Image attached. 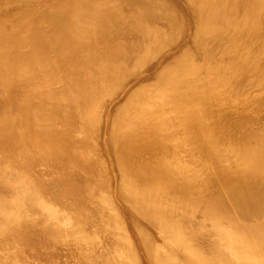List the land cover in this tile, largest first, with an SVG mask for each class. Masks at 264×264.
I'll use <instances>...</instances> for the list:
<instances>
[{
    "label": "bare ground",
    "instance_id": "1",
    "mask_svg": "<svg viewBox=\"0 0 264 264\" xmlns=\"http://www.w3.org/2000/svg\"><path fill=\"white\" fill-rule=\"evenodd\" d=\"M2 1L1 16L5 11L11 12L9 7L12 5L9 4L17 3L13 15L18 17L12 15L13 23H19L15 21L19 17H28L23 20L29 25L30 19L32 27L27 28L25 24L22 27L27 30H24L20 28L21 22L15 24L26 31L20 34L18 28L9 26L20 33L11 30L9 24L5 25L6 20L0 16V250L3 249L0 252L4 253L0 254V264H10L9 254L12 260L16 256L18 260L24 258L21 263L25 260L24 264H30L35 260L33 256L40 258L49 254L52 248L51 254L45 255L46 258L41 256L35 262L49 258L52 264L64 261L66 264V260L60 262L61 258L71 255L77 264H264V122L260 121L263 126H259L260 122L258 124L253 116L250 117L257 127L249 124L251 121L246 118L244 122L242 118L241 122H234V117L222 124L224 126L218 123L222 126L219 127L216 115V122L212 119L216 124L206 122L209 117L205 118L204 110L210 109L209 102L208 105L204 103L208 108L201 104L206 98V101L213 100V94H208L210 98L207 96V89L213 92L217 85L213 83L222 80L220 75L216 77L222 69L223 76L224 69H228V74L241 69L239 75L236 73L238 78L244 74L246 64L243 63L248 62L250 53L246 56L247 61L245 57V62L240 59L243 63L238 57L235 58L238 62L232 59L238 54H234V51L238 52L234 48L242 42L235 40L237 44H234L233 40L231 44L235 47L230 45L233 48L229 47L228 52L222 50L234 54L227 56L232 62L222 56L221 59L229 62L227 64L215 59L220 50L215 53L218 45L215 44V48L211 45L217 37H222L221 43L231 40L229 34L223 41L232 29L222 33L224 36L221 32L227 25L232 28L237 24L232 22L237 19L233 14L238 12L234 10L241 0ZM244 1V5L250 4L249 10L242 3L239 6L246 8V12H241L249 19L241 15L246 20H242L244 24L239 27L248 32V23H252L248 21L255 15L259 18L262 11L264 13V0ZM165 2L172 6L171 10ZM228 3L232 5L228 6ZM15 4L12 8L17 6ZM178 11L183 17V25L180 29V22L173 26H178L176 33L177 28L173 29L172 23L179 21ZM18 12H25L26 16L24 13L20 16ZM204 12L210 13V23L203 24L206 20L202 21ZM228 12L232 15H225ZM262 15L259 19L263 22ZM229 16H234L231 17L233 20ZM41 22L46 23L45 27ZM239 24L233 30H242L238 28ZM260 24H250V27H260ZM168 28L174 32L170 34ZM261 29L260 32L253 31V35L261 33ZM241 32L238 33L243 37ZM172 33H176V37ZM236 36L239 35H234L238 39ZM211 37L215 39L211 41ZM221 43L220 49L224 44ZM254 44L256 51L263 43ZM244 45L241 47L245 48ZM252 46L249 44L248 47ZM193 49L202 56L204 54L206 65L195 63L200 55L197 53L195 58ZM254 63H250L253 73L257 66L261 68L259 62L258 65ZM248 66L244 71H248L247 74L250 73L246 70ZM212 74L218 79L216 82ZM228 76L224 77L226 82H221L233 83L227 91L226 86L222 87L221 91L225 89L222 97L236 82L235 74L234 78ZM255 76L250 77L254 79ZM261 76L257 77L261 79ZM208 77L214 82L206 81ZM249 79H238L236 84L241 80L247 81L246 84ZM209 84L210 87L214 85L213 89ZM262 87L260 91L264 90ZM244 89L245 92L248 90ZM230 91L231 97L233 92ZM234 93L236 95V91ZM218 97V103L222 101L223 104L225 98ZM195 98L199 101L193 103ZM198 103L203 113L201 109L198 111L195 105ZM220 103H216L219 108ZM169 106L175 111L171 113ZM191 106L193 109L196 106L198 115L192 109L195 116H191L192 112L188 111ZM230 106L229 103V109ZM228 108L232 114L233 110ZM214 110L213 113L220 111ZM173 111L179 114L176 112L172 117ZM223 114L220 116L224 117ZM174 121L179 125L174 126ZM178 133L184 134V145ZM176 138H181L180 144L184 146L181 151L177 149ZM35 155H42L43 160L40 157L38 160ZM32 161L37 164L40 161L41 165L50 161V166L38 168L40 164L35 165ZM22 168L30 173H27L28 180L25 177L23 181L21 177L19 182L15 176ZM37 192H43L47 201L40 196L37 199ZM46 193L52 194L53 199ZM41 233L44 236L52 234L48 239L43 236L46 248L42 242L38 244L42 252L35 245L39 240L34 239L35 236L43 241L39 238ZM67 234L71 236L67 237ZM11 235L17 237L14 240L16 244L19 241L18 245L24 240L34 243L33 255H24L32 248L22 244L24 251L20 249L22 246H15L21 252L12 248L18 252L12 256L14 252L10 248L14 245L11 243L15 242ZM60 237L62 241H56ZM50 238L56 245L57 242L62 245L64 241L62 251L57 250L59 244L55 246L57 248L55 244L51 245ZM20 239L23 240L21 243ZM4 240L8 241V246ZM6 249L12 252L7 255ZM35 249L41 254H34ZM14 260L12 264L16 263ZM70 262L67 264L75 263Z\"/></svg>",
    "mask_w": 264,
    "mask_h": 264
},
{
    "label": "rangeland",
    "instance_id": "2",
    "mask_svg": "<svg viewBox=\"0 0 264 264\" xmlns=\"http://www.w3.org/2000/svg\"><path fill=\"white\" fill-rule=\"evenodd\" d=\"M239 1H240V0H239ZM243 1H244V0H241L240 3H238L237 5L239 6ZM0 2L2 3L3 1L0 0ZM167 3H168V2H167ZM167 3L165 2V4H166L167 6L169 5V10H171V9H172V6H171L170 4H167ZM245 3H246V1H244V4H245ZM14 4H15V3H14ZM14 4H9V6H11V5L14 6ZM16 4H17V3H16ZM16 4H15V5H16ZM230 4H231V3H230ZM244 4L242 3V5H244ZM231 5H232V4H231ZM231 5H229V3H228V6H231ZM237 5H236V6H237ZM242 5H241V6H242ZM12 6H11V8L9 7V9H10L11 12H6V11H5V12H3V16H4V17L1 16V15H0V16H1L2 18H4V20H6V21H5V25H8V24H9L8 27L11 26V27H14V28H16V29L18 28V30H19L20 32H22V33H20L19 31H17L16 29L14 30L13 28L9 27L11 30L17 31V32H19L20 34H25L26 31H24V30H27V29H25V27H27V28H28V26H29V27H32V25L30 24L31 20H30V19H29L30 21L28 20L29 25H27V24H26L27 21H24V20H27L26 18H28V17H26V18L19 17V18L16 19L15 21H16V22H19V23L21 22V23H20V24H19V23H13V19L11 18L12 15H13V12H14L13 9H17V8H18V4H17V6H15V8H12ZM170 6H171V7H170ZM238 6L236 7V10H234V12H235V11H238V12L233 14V15H235V18H236V16H237V19H234V20H233V19H231L232 16H231V17L229 16V17H230V20H233L232 22L235 21V23H237V24H239L242 20H244V19L246 20V18H248V16L245 15L244 12H241V11H245V12H246V8H247V7H248V9H247V11H248V10H249V6H250V4H249V6H247V4L244 5V7L246 6V8L243 7L245 10H244L243 8H240V6H239V8H238ZM228 8H229V7H228ZM228 8H227V9H228ZM230 8H231V7H230ZM230 8H229V9H230ZM9 9H8V11H9ZM237 9H238V10H237ZM239 9H240V11H239ZM230 10H231V9H230ZM16 11H17V10H15V13L17 14ZM231 12H233V11H231ZM231 12H228L229 14H225V13H224V14H225V15H230ZM1 13H2V12H1ZM15 13H14V14H15ZM22 13H24L23 16L25 17V16H26V15H25L26 13H25V12H22ZM22 13H21V12H18V15L20 14V16H21ZM171 13H172V12H171ZM177 13H178V14H177ZM177 13H175V14H177V18L179 17V18H178L179 21L177 22V24H175V23H174L175 21H174V22L172 23V27H173L174 25H175V26L178 25L179 22H180V24L183 22V21H182V20H183V19H182L183 17L181 16L180 12L178 11ZM204 13H205V15H204L202 21H203L205 18H206V20H205V22L203 21V24H204V23H210V22H211V18H210V16H208V15H210V13H209V14H208V12H204ZM226 13H227V12H226ZM238 13H240V15H239ZM242 13H243V14H242ZM247 13H248V12H247ZM247 13H246V14H247ZM262 13H263V11H262ZM262 13L260 14V17H259V18H261ZM166 14H167V13H166ZM168 14H169V13H168ZM206 14H207V15H206ZM231 15H232V14H231ZM241 15H242V16H246V18H245V17H241ZM13 16L18 17L17 15H13ZM169 16H171V14H169ZM238 16H239V17H238ZM263 16H264V13H263V15H262V20H263V22L261 21V19L258 18V15H257V17H256V15L253 16V18H254V17H255V18H258V19L260 20V23H261V24L258 22V19L255 20V18H254V19L251 18V20H249V21L247 20L248 22H251V21H252V23H250V24H252V26H254V25H256V24H260V27H258V25H257L256 28H255V27L251 28L252 26L248 23L249 26H247L248 28L246 27L247 29H249L248 32H247L245 29L240 28V27L243 26V24H244L243 21L238 25V28L242 29L243 31H242V30H240V31H239V30H238V31H237V30H233V29L235 28L234 26L237 27V24H236V25L234 24V26H233V24H232V26H233L232 28H230V26L227 25L226 28H225V29H227V30L222 29L223 32H221V34H222V33H225V34H226L228 31H230V30L232 29L230 32H228V33L225 35V38L223 37V38H224L223 41H225V40H227V39H226V36L230 34V35H231V36H230L231 40H230V41L228 40L229 42H228V41H225V42L222 41V42L224 43V44H223V43H221L220 38H222V37H220V36H221V35H220V36H219V37H220L219 39H217V38H218V37H217V38H216V41L213 40V41H215V43H214V42H212V43L210 42L211 45H213V46H212L213 48H215V46H214L215 44L218 45V47L216 46V48H215L216 50L214 49V52H215V53L218 52L219 50L221 51V52H220V51L218 52V53H219L218 57H220V55H221L220 58L216 57V55H217L218 53L215 54V57H216L215 59H218V60H219V61H218V60H216V61H218V62H222V60H223V59H221L222 56H223V57L226 56V58H227V56L229 57L231 54H233V53H227V54H226V53H224V52H226V51L228 52V50H229L230 48H233V47H230V45H232V46L235 47L236 45H233V43H234V44H235V43L237 44L236 41H239V43L242 42V43H240V44H242V45H244V44L246 43V44L244 45L245 48H242V47H241L242 45H239V44H238V45L242 48V50H245V52H247V53H246V54H245V52L243 53L242 50H241V51H242V52H241L240 49H239L240 47H238V45H237V46L234 48V50L236 49L238 52H235V51H234V54H236V53H238V54L243 53V55L241 54L243 57L240 56V55L237 56L238 54H236L235 56H234V54H233L231 57L234 56V58H232V59H234L235 62H238V59H239V60L242 59V60L244 61V57H245V59H246V56L248 55V53L252 54V53L255 51L254 49H256V48L254 47V49H253V46H252V45L256 46V44H254V42H257V45H258V43H259V44H262V43H263V44L261 45V47H259L260 45L257 46L258 49L255 51V54H257V55L252 54L251 56H249V55H250V54H249V55L247 56L248 62H245V61H244L245 63H243L242 60H240V62L243 63L244 65L246 64L247 66L250 65L251 62H252V64H253L254 62H255L254 64H256V63L259 62V63H260V66H259V67H261V68L263 67V68H264V65H263L264 62L262 63V57L264 58V56H262V54L264 53V50H263V49H264V47H263V46H264V41H263V40H262L263 42H262V41H259V42H258V41H255V39H258V40H260V39H262V38L264 39V37H263V36H264V35H263V34H264V31H263V30H264V24H263V23H264V19H263L264 17H263ZM16 17H15V18H16ZM208 17H209V18H208ZM240 17H241V18H240ZM13 18H14V17H13ZM15 18H14V19H15ZM207 18H208V21H207ZM232 18H234V16H233ZM11 19H12V20H11ZM20 19H22V21H21ZM23 19H24V20H23ZM225 19H226V18H225ZM228 19H229V18H228ZM238 19H241V20H239V22H236ZM248 19H249V18H248ZM18 20H19V21H18ZM180 20H181V21H180ZM230 20H229V21H230ZM11 21H12L13 24H12V23H11V24H10V23H7V22H11ZM202 21H201V22H202ZM24 22H25V23H24ZM232 22H231V23H232ZM244 22H245V21H244ZM255 22H256V24H254ZM242 23H243V24H242ZM15 24H19V25H21V27H20V26H19V27H20V28H24V30H21V29L18 27V25L16 26ZM25 24H26V25H25ZM45 24H46V23H45ZM45 24H42V22H41V25H43L44 27H45ZM180 24H179V27L177 26L179 29L182 27L183 23H182L181 25H180ZM241 24H242V25H241ZM253 24H254V25H253ZM262 24H263V26H262L263 29H261V25H262ZM24 25H25V27H22V26H24ZM47 25L49 26V24H47ZM240 25H241V26H240ZM239 26H240V27H239ZM250 26H251V27H250ZM172 27H171V28H172ZM177 27H175V28L173 27V29H176ZM46 28H49V27L46 26ZM178 28L176 29V33H177V30H179ZM213 28H214V26H212V29H213ZM254 28H255V29H254ZM169 29H170V28H168V31H170V34H171V32H174V31H171V30H173V29H170V30H169ZM228 29H230V30H228ZM236 29H237V28H236ZM251 29H253V30L251 31ZM259 29H261V33H259V32H260ZM256 30L259 31V32H255L256 35H253V34H254L253 31H256ZM23 31H24V33H23ZM213 31H214V30H213ZM226 31H227V32H226ZM234 31H237V32H236L237 34H235ZM241 31L243 32V34H241V35H243V37H242V36L240 37V33H238V32H241ZM244 31H245L246 33H244ZM262 31H263V33H262ZM215 32H216V31H215ZM242 32H241V33H242ZM250 32H251V33H250ZM176 33H175V34L172 33V36L177 35ZM249 33H250V35H249ZM257 33H258V35L260 34V36H261V34H262V37L259 38L258 35H257ZM244 34H245V35H244ZM234 35H239V36H236V38H238V37H239V38H242V39H244V41H243L242 39L239 40V38H238V39H235V38H234ZM248 35H249V37H248ZM222 36H224V35L222 34ZM245 36H246V37H245ZM254 36H255V38H252V37H254ZM174 37H176V36H174ZM227 37H229V36H227ZM257 37H258V38H257ZM212 38H213V37H211V41H212ZM246 38H248L249 41H248V40L246 41ZM249 38H251V39H253V40H251V39H249ZM213 39H215V38H213ZM228 39H229V38H228ZM218 40H220V41H218ZM233 40H234V42L231 44V42H232ZM235 40H236V41H235ZM217 41H218V42H217ZM245 41H246V42H245ZM250 41H251V42H250ZM252 41H253V42H252ZM219 42L221 43V45L223 44V45H226V46H224V48H223V45H222V46H221L222 49H220V47H219V46H220V45H219ZM247 42H248V43H247ZM260 42H262V43H260ZM213 43H214V44H213ZM229 43H230V44H229ZM243 43H244V44H243ZM251 43H252V44H251ZM227 44H228V47H227ZM249 44H250V46H252V48H251V47H248ZM247 45H248V46H247ZM244 46H243V47H244ZM246 46L250 49L249 52H248V49H246V48H247ZM226 47H227L228 49H226ZM229 47H230V48H229ZM237 47H238V48H237ZM262 47H263V49H262ZM224 49H225V50H224ZM259 49H260V51H259ZM261 49L263 50L262 53H261V51H262ZM222 50H223L224 52H222ZM193 51H194V54H195V55L193 54L194 57H195V56H198L199 52H195V51H197V50H195V49H193ZM257 51H258V52H257ZM240 52H241V53H240ZM192 53H193V52H192ZM197 53H198V54H197ZM220 53H223L224 55H223V54H220ZM259 53H261V55H260ZM225 54H226V55H225ZM228 54H229V55H228ZM199 55H200V54H199ZM263 55H264V54H263ZM199 57L201 58V59L198 58L199 60H198V59H197V60L195 59V58H197V57L194 58V59H195V63L206 65L205 62H206L207 59H206V58H203V57H205L204 54H203V56H202V53H201V55H200ZM236 57H238L237 60H235ZM250 57H251V60H250ZM256 57H257V59H256ZM220 59H221V60H220ZM230 59H231V58H230ZM230 59L227 58V59H225V60H228V61L230 62ZM232 59H231V62L233 61ZM247 59H246V61H247ZM252 59H254V60L256 59V60L254 61V60H252ZM258 59H259L260 61H259ZM263 60H264V59H263ZM223 61H224V60H223ZM228 61H224V63L226 62L225 64H227V63H229ZM256 61H257V62H256ZM240 62H239V63H240ZM215 63H216V62H215ZM241 63H240V64H241ZM248 63H249V64H248ZM261 63H262V64H261ZM252 64H251L250 66H248V68L246 69V70H248V69L250 70V73H249V74L246 73V72H248V71L244 72V71H245V68H246V67H245L246 65L244 66V69H243V70H244V71H243L244 74L241 72V73L243 74L244 77L247 76V77H245V78H248V77H250V76L254 77V76L256 75L254 79H253L252 77H250L251 79L248 78L249 81L251 80V82L248 81V83H246V84H248V85L250 84L249 87H248V85L245 84V82H247V81H244V83L242 82L243 79H244V80H248V79L243 78L242 75H240V76H242V77H240V78H238L239 76H238V77L236 76V75H237L236 73H238V75L240 74V71H242L241 69H238V68H237V70H239V71H237L236 73H234L235 76L237 77V78L235 79L236 82H237L238 79H239V81H240V79L242 78L241 82L243 83V84H242V83L240 82V83H241V84H240L239 81H238V83H239L240 85H242V87H239V84L237 83V84H238V86H237L236 82H234L235 85L233 84V87H232V88H229L233 93L236 91V95H237V97H236L235 93H234V94L231 93V97H230V94L228 93L230 90H228L227 93L225 92L226 95L223 94V96L225 95L226 97H225V96L222 97V94H221V93H223V91L225 90V89H224L225 86L227 87V88H226V91H227L228 87L233 83L232 81H230V79L232 80V79L235 77L234 74H232V73L235 72V71H233V72L230 71L231 73L228 74V73H229L228 69H224V70H226V72L224 71L225 74H227V75H229V76H232V75H233V76H232L233 78H231V77H230V79L227 78V79H229V80H227V81H228V82L230 81V82H229V85H227L226 83H222V82H221V81H225V82H226V79L224 80V77H225V78L227 77V75L225 76V74H224V76H223V73H222V70H223V69H222L220 72H218V73H220V74H218V73L216 74V77H217V75H218V76L220 75V76H219V77H220L219 79H222V80H218V79H217L218 82L220 81V83L217 82V83H213V84H214V85H215V84H217V85L220 84L221 86H219V87H215V86H217V85L214 86V85L212 84V86H214V89H213L212 86H211L212 88L210 87L211 84H209V87H210L211 89H213V92H212V91H209V90L207 89V91L209 92V93H207V96H208V94H209V96H210L211 94H213L212 97H213L214 103H213V100H211L212 105L210 104V103H211L210 100H209V101H206V100H208V98H206V96H205L206 93H205V95H204V98H206L205 101H203L204 99H203V100L201 99V100L203 101V103H201V102H200V103H201V104H204V103L209 102V107H210V109H209L205 104H204L205 106H204L203 108H208V110H211V111H212V109H213V110H214V109H215V110L220 109V111L218 110L220 113L217 112V111H215V110H214L215 113H213V111H212V112H208L207 109H206L207 112L204 110V114L207 115L205 118L209 117V120L206 119V120H207L206 122H208V121L212 122L213 120L215 121V118H218V120L221 121V122H218V120L216 119V120H217V124L215 123L216 121H215V122L213 121L212 123H215L216 125H218V123H221V125H222V124L225 125V124H226L225 122L228 123V122H229V119H230V121H231V120H233L234 117H235L234 120H233L234 122H236V121L238 122V120L240 121L241 118H242V120H243V121H242V120H241V121L244 122V119H245V118H246L248 121H251V118H250V117H252V116H253L252 118H254V120L257 121L258 124H259V122L262 121V120H263L262 122H264V119H260V120H258V118H260V117L264 118V114H263V116H261L262 113H264V112H263L264 109L262 110V109L259 108V107L264 108V107H262V106H264V93H263L264 90L260 91L261 87L264 85V83H263L264 73L261 72V71H262L261 68H257L258 66H257L256 68L253 67V68H255V71H254V73H253V69H251L252 66H253ZM211 65L214 66V62H212ZM256 65H258V64H256ZM256 65H255V66H256ZM205 67H206V66H205ZM208 68H209V67H208ZM241 68H242V67H241ZM263 68H262V69H263ZM205 69H206V68H205ZM256 69H259L260 72L257 73L256 71H258V70H256ZM251 70H252V71H251ZM263 70H264V69H263ZM227 71H228V72H227ZM221 73H222V74H221ZM261 73L263 74V76H261ZM213 74H215V73H213ZM213 74L211 75V77H214V81H215L216 79H215V76H213ZM253 74H255V75H253ZM204 75H205V74H204ZM259 75L262 77L261 79L258 78ZM229 76H228V77H229ZM257 76H258V77H257ZM257 78H258V79H257ZM22 79H23V78H22ZM211 79H212V80H209V77H208L206 81H209V82L212 83L213 78H211ZM259 79L261 80V82H262L263 84H261V82L259 81ZM20 80H21V78H20ZM217 80H216V81H217ZM235 80H233V81H235ZM257 80H258V82H257ZM206 81H205V84H207ZM214 81H213V82H214ZM216 81H215V82H216ZM255 81H256L257 84L254 83ZM209 82H208V83H209ZM228 82H227V83H228ZM231 82H232V83H231ZM252 82H253V83H252ZM221 83H222V84H221ZM200 84H201V83H200ZM252 84H256V85H255V86H254V85L251 86ZM259 84H260V85H259ZM261 85H262V86H261ZM231 86H232V85H231ZM234 86H235V87L237 86V88L239 87V89H241V90H240L241 92H239V89L236 90L237 88L235 89V91H233L234 88H235ZM243 86H244V87H243ZM256 86H257V87H256ZM209 87H207V88H209ZM222 87H224V88H223V91H221ZM210 88H209V89H210ZM215 88H216V90H215ZM218 88H220L219 91H221V92L218 91ZM244 88H247L248 90L245 92L246 89H244ZM251 88H252V90H250ZM257 88H258V89H257ZM263 88H264V86L262 87V89H263ZM253 89L257 91L258 96H257L256 93H255V95H254V92H255V91H253ZM214 90L216 91V93L218 92V95H216V93H215ZM243 90H244V91H243ZM207 91H206V92H207ZM231 91H230V92H231ZM237 91H238V92H237ZM242 91H243V92H242ZM248 91H251V92H248ZM252 91H253V92H252ZM259 91H260L262 94H261ZM210 92H212V93H210ZM214 93H215V94H214ZM240 93H241V94H240ZM242 93H243V95H242ZM244 93H245V94H244ZM219 94L221 95V98H222V99L225 98V100H226V99L228 100V101H227V100H226V101L223 100V102H224L223 104H224V105L222 104V101H221V103L219 102L220 105H222V106H220L221 108L218 107L217 104H219V103H218V101H217V99H216L217 96L220 97ZM238 94H240V95H238ZM247 94H248V95H247ZM252 94L255 96V98L253 97ZM260 94H261V95H260ZM215 95H216V96H215ZM232 95H233V96H232ZM246 95H247V97L249 98V100L247 99ZM249 95H250V96H249ZM251 95H252V97H251ZM209 96H208V97H209ZM228 96H229V97H228ZM243 96H245V97H243ZM262 96H263V98H262ZM3 97H4V96H3ZM212 97H211V99H212ZM219 97H218V98H219ZM232 97H233L234 99H233ZM242 97H243V98H242ZM250 97H251V100H252V99L255 100L256 98H257V99L255 100V102H254L253 100H252V102H251ZM209 98H210V97H209ZM221 98H219V99H221ZM237 98H238V99H237ZM239 98H240V99H239ZM261 98H262V99H261ZM196 99H197V98H195V100L192 101V102H193V103H196V102L199 101V100L196 101ZM222 99H221V100H222ZM229 99L232 101V103H231V101L229 102ZM235 99H236V100H235ZM241 99L243 100V101H242L243 103L245 102V103H244L245 105H244L243 107H241V106L243 105L242 102H241ZM258 99H260V100H258ZM215 100H216V103H217V104L215 103ZM233 100H234L236 103H235ZM239 100H240V102H239ZM261 100H262V102H261ZM195 101H196V102H195ZM246 101H249L251 104L248 102V103H249V106H248V103H247ZM192 102H191V104H192ZM228 102L231 104L230 109L228 108V106H229V103H228ZM238 102H239L240 104H239ZM256 102H258V103H256ZM225 103H226V104H225ZM253 103H255V104H253ZM191 104H189V105H191ZM198 104H199V103H198ZM198 104H195V105H197V107H198V111H200V109H201V111H202V113H203V110H202V108H201V107H202L201 104H199L200 107L198 106ZM214 104L217 105V106H215ZM227 104H228V106H227ZM238 104H239V106H238ZM193 105H194V104H192V106H193ZM207 105H208V103H207ZM213 105H214V106H213ZM225 105H226L227 107H225ZM232 105H233V106H232ZM235 105H236V106H235ZM251 105H253V106L250 107ZM254 105H255V106H254ZM259 105H260V106H259ZM171 106H172V105H171ZM171 106H169V109H171ZM174 106H175V105H174ZM192 106H191V109L189 108L190 110L188 109V111L192 112V113L189 112L190 114H192L191 116H195V115H193V110L195 109L194 113L196 114L197 109H196V106H195L194 109H193L194 106H193V107H192ZM223 106H224L226 109L223 108ZM245 106H246L248 109H247ZM175 107H176V106H175ZM175 107H174V109H175V110H178L177 107H176V108H175ZM189 107H190V106H189ZM235 107H236V108H235ZM238 107H239V108H238ZM240 107H241V108H240ZM253 107L255 108V111H254V108H253ZM227 108H228L229 110H233V111H232V114H231V111L229 112V111L227 110ZM231 108H232V109H231ZM234 108H235L236 110H235ZM242 108H243V109L245 108L244 110H246V113H247V114L245 113L244 110H242ZM250 108H251V109H250ZM258 108H259V109H258ZM174 109H173V107H172V109L170 110V112L172 113V110H174ZM192 109H193V110H192ZM222 109H224V110H222ZM237 109H238V110H237ZM257 109H258V110H257ZM175 110H174V111H175ZM226 110H227V111H226ZM250 110H251L252 112H251ZM174 111H173V114H170L171 116H172V115L175 116L174 113H176L177 111H176V112H174ZM188 111H187V112H188ZM221 111H222L223 113H225V114L222 113V114L224 115V117H223V116H222V117L220 116V115H222V114H221ZM237 111L240 112V113H241V111H242V112H244V114L241 115V114H239ZM247 111H249V112H247ZM253 111H254L255 113H257L258 115L255 114ZM261 111H262V113L260 114ZM168 112H169V110H168ZM226 112H227V113L229 112V114H227ZM177 113L179 114V112H177ZM177 113H176V114H177ZM198 113L200 114L199 116L202 115L200 112H198ZM209 113H212L211 115H214V116H212V117H211V115L209 116ZM249 113H250V114H249ZM251 113H253V115H252ZM226 114H227V115H226ZM196 115H198V114H196ZM215 115H216V117H215ZM218 115H219V116H218ZM228 115H229V117L231 116L232 119L229 118ZM202 116H203V115H202ZM202 116H201V117H202ZM204 116H205V115H204ZM226 116H227L228 118H227ZM236 116H237V117H236ZM246 116H247V117L249 116L248 118H249L250 120H249ZM255 116H256V118H255ZM172 117H173V116H172ZM172 117H170V118H172ZM214 117H215V118H214ZM219 117H220L221 120L219 119ZM225 117H226L228 120L225 119ZM243 117H244V118H243ZM257 117H258V118H257ZM174 118H175V117H174ZM222 118H223V120H222ZM172 119H173V118H172ZM212 119H213V120H212ZM236 119H237V120H236ZM256 119H257V120H256ZM174 120H175V119H174ZM224 120H225V121H224ZM226 120H227V121H226ZM172 121H173V120H172ZM222 121H223V122H222ZM241 121H240V122H241ZM255 121H251V122H249V124H250V123H251L252 125L255 124V125H257V127H258V124H257ZM176 122H177V121H176ZM176 122L174 121V123L176 124V125H174V126H177V124L179 125V123H176ZM254 122H255V123H254ZM262 122H260L259 126L263 124ZM174 123H172V124H174ZM261 123H262V124H261ZM170 124H171V123H170ZM213 125H214V124H213ZM221 125H220V126H221ZM224 125H222V126H224ZM263 125H264V124H263ZM263 125H262V126H263ZM218 126H219V125H218ZM220 126H219V127H220ZM222 126H221V127H222ZM225 127H226V126H225ZM255 127H256V126H255ZM181 128H182V127H181ZM261 128H262V127H261ZM261 128H260V129H261ZM176 134H177V133H176ZM179 135H181V134L178 133V136H179ZM182 135H184V134L182 133ZM182 135L179 136V137L182 138V137H183ZM185 135H186V134H185ZM178 136L176 135V137H178ZM185 137H186V136H184V138H185ZM181 138H179V139H181ZM179 139L176 138V139H175V142H176V140H177V142H179V144H177V145H179V146H177V147H179L180 149H179V148H177V149L181 151V149L184 148L183 145H184L186 139H183V138L181 139V140H182L181 143H183V145L180 144V141H181V140H179ZM178 140H179V141H178ZM182 146H183V147H182ZM179 155H180V154H179ZM36 156H37V155H35V158H37V159L39 160L38 157H40V156H42V155H40V156L38 155V157H36ZM44 156H45V155H44ZM180 156H181V155H180ZM47 157H48V156H47ZM42 158H43V156H42ZM45 158H46V156H45ZM45 158H44V159H45ZM46 159H47V158H46ZM48 159H50V158L48 157ZM48 159H47V160H48ZM181 159H182V158H181ZM184 159H185V158H184ZM38 160H37V161H38ZM40 160L42 161L43 159H41V157H40ZM182 160H183V159H182ZM45 161H46V160H45ZM32 162L35 163V165H38V166H39V164H40V163H39L40 161L38 162V164H37V162H34V161H32ZM43 162H44V161H43ZM49 162H50V161H49ZM49 162H48V163H49ZM41 163H42V162H41ZM44 163H45V162H44ZM48 163H47V162H46V164H43V163H42L43 165L40 164V166H39L38 168H42V167H44V165L47 166V165H49ZM41 166H42V167H41ZM49 166H50V165H49ZM49 166H48V167H49ZM31 167H34V166L31 164ZM35 167H36V166H35ZM11 168H12V167H11ZM31 169H32V168H31ZM33 169H34V168H33ZM20 170H21V171H18V172L16 173V176H15L16 179L18 178L17 180H18L19 182L22 181V179H23V181H25V177H26L27 180H28L29 174H27V173H30V172L28 171V169H24V170H23V168H22V169H20ZM24 171H25L26 173H25ZM20 172H21V173H20ZM24 173H25V174H24ZM17 175H19V177H17ZM21 177H23V178L21 179ZM27 180H26V181H27ZM200 186H202V185H200ZM200 188H201V187H200ZM47 193H48V192H47ZM47 193H46V196H50L49 198L51 199V198H52V194L49 193L50 195H47ZM35 195H36V194H35ZM41 195H42V196H43V195L45 196V194H44L43 192H42V194H41V192H40V193L37 192V199L41 197L42 199L44 198V200H46V199H45L46 197H44V196L42 197ZM39 196H40V197H39ZM49 198L47 197V199H49ZM52 199H53V198H52ZM46 201H47V200H46ZM53 201H54V200H53ZM50 202H52V200H50ZM52 203H53V202H52ZM56 203H57V202H56ZM54 204H55V203H54ZM55 206L57 207V204H55ZM24 212H25V211H24ZM41 234H42V233H41ZM55 234H56V233L53 234V237H54ZM51 235H52V234H51ZM51 235H48V236L50 237ZM65 235H66V234H65ZM67 235H68V234H67ZM69 235H70V234H69ZM69 235H68L67 237H69ZM40 236H41V235H39V238H43V241H42L41 239H37V237L35 238V236H34V239H35V240H39V242H37V241H36V242H35V241H32V242L37 243V244H35V245H37V249H38V246L40 245L41 242H42L41 245L43 246V244H44V246H45V242H44L45 239H44V237H45V238L47 237L46 239L49 238L48 236H44L43 234H42V237H40ZM43 236H44V237H43ZM58 236H59V235H58ZM62 236H64V235H62ZM62 236H61V237H62ZM70 236H71V235H70ZM9 237H10V236H9ZM14 237L17 238L15 235H14V236L11 235L12 242H15V243H11V244L14 245V247H11V245H10L11 248H10V247H7V248H10V249L14 248V249H16L17 247H15V246H18V248L22 246V247L20 248L21 251H22V250H23L22 248H23V246H24V245H22V244H25V245H26L27 247H29L30 249L32 248L31 250H28L29 252H28L27 254H26V251H25V253H24V255H29V254L32 252L33 248L35 247V246L32 247V244L34 245V243L31 244V243H30L31 241L26 242L27 240H24L26 243H25L23 240H22L23 243H21L22 241H21V239H20V243H21V245H20V244L18 245V242H19V241H17V244H16V240H14ZM55 237H57V236H55ZM61 237H60V238H57V239L55 238L56 241H57L58 239H59L58 241H60V240H61ZM67 237L64 236V238H67ZM11 238H10V239H11ZM51 238H52V237H51ZM51 238H50V240H49V241L51 242V245L53 246V244H55V245H54V247H55V246H57V245L59 244V246H57L58 248H57V247H55V248H57V250H58V249H61L60 251H62V248H61V247L63 246L64 241H63V243H61L62 245H60L59 242H57V245H56V243H53L54 240H52L53 242L51 241ZM64 238H62V239H64ZM1 239H2V238H1ZM3 239H4V238H3ZM5 239H6V238H5ZM8 239H9V238H8ZM52 239H54V238H52ZM69 239H70V238H69ZM18 240H19V238H18ZM40 240H41V241H40ZM67 240H68V238H67ZM67 240H65V242H66ZM4 241H5V240H4ZM6 241H7V240H6ZM6 241H5V242H6ZM9 241H10V240H9ZM47 241H48V240H46V242H47ZM56 241H55V242H56ZM61 241H62V240H61ZM10 242H11V241H10ZM10 242H9V244H10ZM159 242H160V240H159ZM3 243H4V242H3ZM6 243H7V246H8V241H7ZM0 244H1V241H0ZM29 244H31V245H29ZM38 244H39V245H38ZM47 244H48V243H47ZM47 244H46V245H47ZM123 245H124V244H123ZM0 246H1V245H0ZM26 246H25V247H26ZM30 246H31V247H30ZM44 246H43V247H44ZM52 246L49 245L50 249L52 248ZM43 247H42V248H43ZM49 247H48V248H49ZM126 247H127V245H126ZM3 248H4V247H3ZM18 248H17V250H18ZM35 248H36V247H35ZM45 248H46V246H45ZM63 248H64V246H63ZM10 249H6V251H7L6 253H7V255H8V253H11V252H12ZM14 249H12L13 252H14V254L11 253L12 256H13V255L15 256V253L17 252V250L14 251ZM20 249L18 250L19 252H21ZM24 249H26V248H24ZM37 249L34 250V251H35L34 254H36L37 252H39V251H36ZM39 249H41L40 246H39ZM39 249H38V250H39ZM52 249H53V250H52ZM52 249H51V250L54 251V248H52ZM1 250H3V249H1ZM1 250H0V251H1ZM8 250H9L10 252H9ZM26 250H27V249H26ZM44 250H46V249H44ZM47 250H48V249H47ZM55 250H56V249H55ZM57 250H56V251H57ZM124 250H125V249H124ZM23 251H24V250H23ZM48 251H49V250H48ZM48 251H46V252H48ZM52 251H50L49 254H51ZM56 251H55V252H56ZM125 251H126V250H125ZM2 252H3V251H2ZM2 252H0V254H4V253H2ZM40 252H42V249L40 250ZM40 252H39V254H41ZM44 252H45V251H44ZM46 252H45V253H46ZM57 252H59V251H57ZM126 252H127V251H126ZM17 253H18V252H17ZM53 253H54V252H53ZM128 253H129V252H128ZM128 253L126 254V256H127L126 259H127V260L129 259V257H128L129 254H128ZM19 254H20V253H19ZM31 254H32V253H31ZM31 254H30V255H31ZM39 254H37L38 257H39ZM42 254H44V253H42ZM49 254L47 253V254H44V256H42V255H41V256H42V258H43V257L46 258L45 255H49ZM32 255H33V254H32ZM54 255H55V253H54ZM54 255H50V257H51V256H54ZM18 256H19V255H18ZM21 256L23 257V252H22ZM41 256H40V258H41ZM2 257H3V256H2ZM22 257H21V258H22ZM26 257L30 258V257H32V256H26ZM36 257H37V256H35V257L33 256V259L35 258V260H36V259H39V260H40V258H36ZM54 257H55V256H54ZM61 257H63V255H62ZM61 257H60V258H61ZM64 257H65L64 259L61 258V261H60V262L66 260V264H67V262H70L71 260H73V259H71V255H67V256H64ZM66 257H67V258H66ZM69 257H70V258H69ZM9 258H10V259H9ZM17 258H18V257L15 256V257L13 258V260H12L11 255H10V254L8 255V259H9V261H10V264H12V261L15 262L14 259H16V263H15V264H24L23 262H24L25 260H24L22 263L20 262V261H22L24 258H23L22 260H21V259L18 260ZM28 258H26V261H27ZM55 258H56V257H55ZM57 258L59 259V257H57ZM72 258H73V257H72ZM31 259H32V258H31ZM52 259H54V258L52 257L51 260H52ZM28 260H29V259H28ZM35 260H32V262H33V263H36V264H37V263H38V264H39V263L41 264V262H42V264H46V263L49 264V263H51V262L49 261V258L46 259V260H48L49 262L46 261V260H43V259H41L40 262H39L38 260H37V262H35ZM42 260H43V261H42ZM59 260H60V259H59ZM127 260H126V261H127ZM73 261H74L75 263H73ZM73 261H71L70 263L77 264L76 261H75V259H74ZM17 262H18V263H17ZM32 262H31L30 264H32ZM45 262H46V263H45ZM64 262H65V261H64ZM64 262H62L61 264H65ZM127 262H128V261H127ZM26 263H27V262H26ZM26 263H25V264H26ZM27 264H29V262H28ZM51 264H52V263H51ZM68 264H69V263H68Z\"/></svg>",
    "mask_w": 264,
    "mask_h": 264
}]
</instances>
